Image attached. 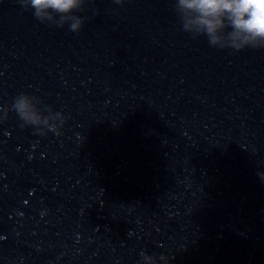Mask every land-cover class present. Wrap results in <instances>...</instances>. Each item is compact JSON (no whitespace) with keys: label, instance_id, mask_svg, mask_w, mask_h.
<instances>
[{"label":"water","instance_id":"water-1","mask_svg":"<svg viewBox=\"0 0 264 264\" xmlns=\"http://www.w3.org/2000/svg\"><path fill=\"white\" fill-rule=\"evenodd\" d=\"M73 14L0 0V264H264V48L186 32L176 0Z\"/></svg>","mask_w":264,"mask_h":264},{"label":"clouds","instance_id":"clouds-1","mask_svg":"<svg viewBox=\"0 0 264 264\" xmlns=\"http://www.w3.org/2000/svg\"><path fill=\"white\" fill-rule=\"evenodd\" d=\"M115 2L120 4L122 0ZM19 3L24 9H34V16L41 22H52L58 27L67 23L72 32H79L83 26V19L73 13L82 10L85 0H19ZM176 8L183 29L194 36H207L214 47L237 51L246 47L264 48V0H176ZM39 103L36 97L20 95L12 107L26 125L43 126L59 135L56 122L64 117L50 108L46 109L49 115H42ZM141 255L145 264H157V257L144 252ZM158 259L168 264L165 255Z\"/></svg>","mask_w":264,"mask_h":264}]
</instances>
